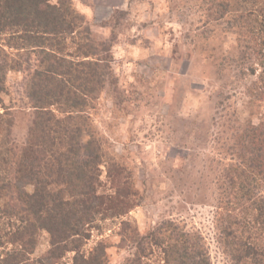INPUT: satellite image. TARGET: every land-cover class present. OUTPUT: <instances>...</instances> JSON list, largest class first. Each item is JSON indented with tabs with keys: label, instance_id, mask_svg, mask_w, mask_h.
I'll list each match as a JSON object with an SVG mask.
<instances>
[{
	"label": "rangeland",
	"instance_id": "rangeland-1",
	"mask_svg": "<svg viewBox=\"0 0 264 264\" xmlns=\"http://www.w3.org/2000/svg\"><path fill=\"white\" fill-rule=\"evenodd\" d=\"M68 1L82 18L77 43L69 49L85 51L81 39L89 35L95 55L84 59L98 62L80 67L76 63L82 57H68L78 69L68 76H79L77 83L92 89L86 110L74 113L70 126H83L102 146L100 191H113L108 162L116 161L129 176L138 203L126 219L141 233L173 221L203 234L212 264H233L220 240V186L237 133L249 121L264 120V100L248 92L257 73L240 61L237 26L213 15L209 0ZM31 59L33 67L35 56ZM92 70L101 75V83L91 80ZM27 80L25 70L7 73L0 142L10 119V137L18 147L26 141L35 111ZM56 105L50 106L56 115L67 118L63 103ZM119 221H98L85 246L102 241L107 264H120L133 253L121 243ZM37 239L32 257L43 259L51 237L44 230ZM7 247H0V256ZM153 259L149 263L155 264Z\"/></svg>",
	"mask_w": 264,
	"mask_h": 264
},
{
	"label": "trees",
	"instance_id": "trees-1",
	"mask_svg": "<svg viewBox=\"0 0 264 264\" xmlns=\"http://www.w3.org/2000/svg\"><path fill=\"white\" fill-rule=\"evenodd\" d=\"M209 4L213 15L226 16L237 26L240 61L257 73L248 92L264 100V0ZM81 19L68 0H0V107L8 71L25 70L26 93L35 110L22 147L10 137L11 119L0 142V247L8 246L0 264H107L102 241L85 246L94 224L117 218L121 243L134 248L120 264H151L154 256L155 264H212L200 231L163 221L141 233L126 219L138 203L129 176L116 161L108 162L113 191H100L102 146L83 126H70L74 113L86 110L92 89L77 83L79 76H68L72 69L78 71L68 57H82L76 63L80 67L98 63L91 59L95 49L89 35L81 39L85 51L74 54L69 49L77 43ZM96 73L90 71V78L101 83ZM58 102L67 118L50 107ZM2 117L0 113V121ZM236 140L220 186V240L233 264H264V120L249 121ZM44 230L51 247L45 258L35 259L37 235Z\"/></svg>",
	"mask_w": 264,
	"mask_h": 264
}]
</instances>
